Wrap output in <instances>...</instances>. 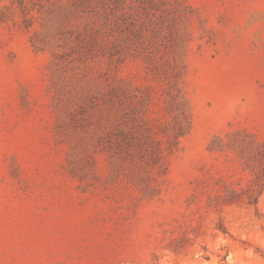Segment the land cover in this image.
Here are the masks:
<instances>
[{
  "label": "rangeland",
  "instance_id": "374dc122",
  "mask_svg": "<svg viewBox=\"0 0 264 264\" xmlns=\"http://www.w3.org/2000/svg\"><path fill=\"white\" fill-rule=\"evenodd\" d=\"M73 2L0 0V264H264V0L111 2L112 57ZM180 127L153 192L114 176L105 133Z\"/></svg>",
  "mask_w": 264,
  "mask_h": 264
},
{
  "label": "trees",
  "instance_id": "16d2710c",
  "mask_svg": "<svg viewBox=\"0 0 264 264\" xmlns=\"http://www.w3.org/2000/svg\"><path fill=\"white\" fill-rule=\"evenodd\" d=\"M98 0H75L74 5H80L82 7V13H88L95 17L96 22L90 25L91 27V38L93 41L90 42V51H93L95 47H97L99 55L110 57L115 54L112 50L115 49L116 46H120L125 38H113L111 34L110 23L111 14L107 13V9H109V4L119 3L122 4L125 0H103V7L101 9H95L91 2H96ZM136 5L131 8L136 13H138L139 19H141V25L145 26L146 23H154L153 18L161 19L159 13L168 12L169 9H164L159 6V4L166 5L169 0H132ZM177 1V0H176ZM22 12L25 14L29 9L28 6L25 5V0H18ZM171 3V2H170ZM174 4H170L174 6ZM146 4V5H145ZM143 6V13H140L139 9ZM91 10H88L89 8ZM148 7L149 10H148ZM123 10V9H122ZM89 11V12H88ZM120 9H116V13H113V17L117 21L116 26L121 28V22L123 17L126 16L125 13H119ZM89 27V24H88ZM138 49V48H137ZM97 55V54H96ZM122 62V61H121ZM123 82L122 79H118L113 81L109 92L108 99V114L111 118L116 119L117 116L121 115L123 112V88L117 83ZM124 83V82H123ZM145 108V112L149 110V106L142 102ZM113 119V120H114ZM113 123H111V127ZM185 127H180L175 130L171 135V138L166 140L167 146L163 147V142L156 138L152 131L147 129L144 133L131 134L129 131L125 129H118L117 132L111 131L109 133H105L107 136V145L105 152L109 159H112L111 165L113 166L114 176L116 175H126L130 180H132L136 185L140 186L145 193H150L155 190L152 186L151 181L153 177L150 175L152 170H156L158 174H165L167 171V167L164 161V151L168 154H172L175 149L178 148L180 138L185 135ZM100 139H104L102 136ZM257 157L264 160V143L260 144L257 152L255 153ZM139 160V167L136 168V161ZM131 168L129 174H126V170ZM138 169V170H137ZM143 173V174H142Z\"/></svg>",
  "mask_w": 264,
  "mask_h": 264
}]
</instances>
